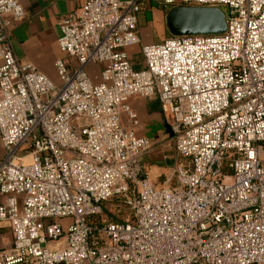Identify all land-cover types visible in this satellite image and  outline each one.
Instances as JSON below:
<instances>
[{
  "label": "built area",
  "instance_id": "built-area-1",
  "mask_svg": "<svg viewBox=\"0 0 264 264\" xmlns=\"http://www.w3.org/2000/svg\"><path fill=\"white\" fill-rule=\"evenodd\" d=\"M163 3L224 9L227 30L144 46L136 69L138 0H87L61 22L57 86L16 58L26 12L0 0V264H264V0ZM132 97L160 102L174 185L143 177ZM117 199L123 222L104 216Z\"/></svg>",
  "mask_w": 264,
  "mask_h": 264
},
{
  "label": "crops",
  "instance_id": "crops-1",
  "mask_svg": "<svg viewBox=\"0 0 264 264\" xmlns=\"http://www.w3.org/2000/svg\"><path fill=\"white\" fill-rule=\"evenodd\" d=\"M87 0H19L25 9L23 20L12 22L7 28L16 58L30 63L42 74L60 86L55 63L65 59L58 45L61 36V22L70 14H76ZM129 2L134 0H121ZM141 10L138 13V36L140 44L130 48L131 61L135 53L141 55L142 48L160 44L171 37L166 26V8L163 0H138ZM142 56V55H141ZM140 68L139 64H134ZM103 65L90 67L89 74L95 83L100 82ZM128 104L138 117V125L132 126L126 115L122 117V126L133 129L138 136L151 141V149L140 158L143 177H148L158 187L174 185L175 167L183 162L176 153L170 127L161 113L158 98L143 99L132 97ZM4 150L0 143V158ZM5 199L0 197V206ZM14 236L6 223H0V252L13 246Z\"/></svg>",
  "mask_w": 264,
  "mask_h": 264
},
{
  "label": "water",
  "instance_id": "water-1",
  "mask_svg": "<svg viewBox=\"0 0 264 264\" xmlns=\"http://www.w3.org/2000/svg\"><path fill=\"white\" fill-rule=\"evenodd\" d=\"M166 26L172 37L212 36L226 32L227 20L220 8L179 6L168 11Z\"/></svg>",
  "mask_w": 264,
  "mask_h": 264
},
{
  "label": "rangeland",
  "instance_id": "rangeland-1",
  "mask_svg": "<svg viewBox=\"0 0 264 264\" xmlns=\"http://www.w3.org/2000/svg\"><path fill=\"white\" fill-rule=\"evenodd\" d=\"M224 10V9H222ZM142 55V53H141ZM139 53H135L134 56H133V60L132 62L134 64H139L140 63V66L144 63L143 61V57L141 56ZM107 210L111 211V212H114L115 214H118L120 215L121 218L123 219H127L129 218V211L125 208V207H122L123 210H121L116 204L113 205V203H109L107 206H106ZM104 216L106 217L107 216V213L104 214Z\"/></svg>",
  "mask_w": 264,
  "mask_h": 264
},
{
  "label": "trees",
  "instance_id": "trees-1",
  "mask_svg": "<svg viewBox=\"0 0 264 264\" xmlns=\"http://www.w3.org/2000/svg\"><path fill=\"white\" fill-rule=\"evenodd\" d=\"M172 37V36H171ZM136 69H140V68H136ZM109 203H113V205H117L121 210H123V208H122V202H121V200H112V201H110ZM108 203V204H109ZM107 204V205H108ZM106 205V206H107ZM106 206H105V213H107V218L109 219V220H111V221H117V222H123L124 220H123V218H121L120 217V215H118V214H115L114 212H111V211H109V210H107V208H106Z\"/></svg>",
  "mask_w": 264,
  "mask_h": 264
}]
</instances>
